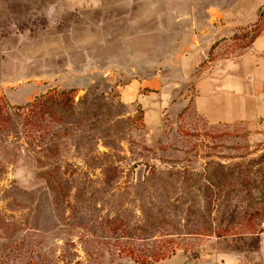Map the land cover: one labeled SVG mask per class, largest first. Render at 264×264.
Returning a JSON list of instances; mask_svg holds the SVG:
<instances>
[{
    "label": "rangeland",
    "instance_id": "obj_1",
    "mask_svg": "<svg viewBox=\"0 0 264 264\" xmlns=\"http://www.w3.org/2000/svg\"><path fill=\"white\" fill-rule=\"evenodd\" d=\"M262 36L264 0H0V264H264V112L195 107Z\"/></svg>",
    "mask_w": 264,
    "mask_h": 264
},
{
    "label": "crops",
    "instance_id": "obj_2",
    "mask_svg": "<svg viewBox=\"0 0 264 264\" xmlns=\"http://www.w3.org/2000/svg\"><path fill=\"white\" fill-rule=\"evenodd\" d=\"M264 53V36L254 40L252 49L246 54L249 59H252V67L248 68L252 71L250 75V82L252 83V91L248 95L242 92H235L233 89L226 91L215 92L211 86L203 91L198 92V97L195 100V107L201 115L210 123H231L237 120H244L250 117L251 114L264 112V105L257 104V98L262 96L264 99V73L262 76L258 72L264 69V59L259 55ZM253 57V58H250ZM211 90H210V89ZM252 93V97H251ZM214 99V100H213ZM214 104V107L212 106ZM223 264H232L228 259Z\"/></svg>",
    "mask_w": 264,
    "mask_h": 264
},
{
    "label": "clouds",
    "instance_id": "obj_3",
    "mask_svg": "<svg viewBox=\"0 0 264 264\" xmlns=\"http://www.w3.org/2000/svg\"><path fill=\"white\" fill-rule=\"evenodd\" d=\"M51 11V10H50Z\"/></svg>",
    "mask_w": 264,
    "mask_h": 264
}]
</instances>
